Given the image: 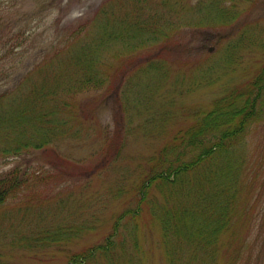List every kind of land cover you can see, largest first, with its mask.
I'll return each mask as SVG.
<instances>
[{
    "label": "trees",
    "instance_id": "trees-1",
    "mask_svg": "<svg viewBox=\"0 0 264 264\" xmlns=\"http://www.w3.org/2000/svg\"><path fill=\"white\" fill-rule=\"evenodd\" d=\"M194 1L106 2L0 92V264L51 251L66 264H150L144 220L160 232L163 264H240L258 248L243 234L250 244L248 178L264 175V25L239 22L255 0ZM36 17L0 36V81L27 53ZM222 28L239 36L200 52L222 42L205 31ZM202 89H216L208 104L190 97ZM99 93L114 112L102 139L79 101ZM66 142L89 143V157L63 154ZM42 150L58 157L53 170L20 159Z\"/></svg>",
    "mask_w": 264,
    "mask_h": 264
},
{
    "label": "rangeland",
    "instance_id": "rangeland-1",
    "mask_svg": "<svg viewBox=\"0 0 264 264\" xmlns=\"http://www.w3.org/2000/svg\"><path fill=\"white\" fill-rule=\"evenodd\" d=\"M116 0H0V36L3 34L8 33L6 37L12 38L14 32L16 30V24L20 21V17L23 18V24L26 23V14L30 17H36L33 22L31 23V28L35 26H39V30L33 35L29 44L25 45V51L27 52L24 54L21 62L13 72L14 74L5 82V80L0 81V92L4 91L5 89L13 87L22 75L28 71L30 68L34 66L36 62H38L44 52H47L50 48L51 42L56 37H63L65 35H69L73 33L79 26H81L84 22L90 23L97 15L100 8L106 2H113ZM194 1V0H193ZM196 1V0H195ZM194 1V2H195ZM258 5L260 10L256 11L252 18L250 19L247 17L241 18L239 22L243 24L244 22L252 21V19H260V17L264 18V0H259ZM261 20V19H260ZM264 24V22H261ZM11 28V30H10ZM237 28H235L236 30ZM240 29V28H239ZM219 32H212V31H205V36L216 39L219 35L222 36L221 43L215 42H208L206 46L200 52H209V48L216 47L214 52H218L219 49L226 46L231 40L232 36L238 34L239 30L232 33L231 37L224 35L229 29L222 28ZM188 32H184L180 34L178 40H182L183 42L188 41ZM238 38V37H237ZM14 45V40L10 41L7 44V52L11 54V47ZM195 45V44H194ZM255 52V51H254ZM261 52V51H257ZM19 53V52H18ZM213 54V53H210ZM259 55V54H255ZM171 60V58L169 59ZM173 61V59H172ZM186 60L183 59V65H179L175 63L176 66L187 68L185 65ZM187 70V69H186ZM238 74H242V71H239ZM2 75H0L1 79ZM96 94V93H94ZM216 94V89H202L198 92H195L190 97L192 98L194 103L203 104V102L208 101L210 97H213ZM97 95H86L81 97L79 101L83 98L85 103L84 113L86 114L87 119L93 125V130L95 131V136L97 138L102 139V132L106 126H110L113 128V110L110 107H105L104 109V100L105 95L99 93L98 96L101 97L100 102H95L94 97ZM99 103H102L103 107L98 109ZM205 104V105H206ZM258 131H264V123L261 124V127ZM256 144H258V140L254 138ZM91 145L87 142L83 143H72L66 142L61 145L60 150L63 154H69L77 160H80L82 157L88 158V154H90ZM140 151H146L144 146H138ZM256 147H254L255 151ZM45 150L32 152L30 154H26L22 156L20 159L24 160L25 162L29 163L31 161L39 162V166H46L47 169L53 170L51 168L52 163L56 161L58 158L55 154H43ZM60 154V160L62 157H66L65 155ZM256 157H263L264 159V147L256 154ZM260 160V161H259ZM261 162V159H255V166ZM19 164V161H18ZM16 161H13L11 164L6 165V170H10L16 166ZM66 165V164H65ZM65 167V166H62ZM67 170V169H66ZM73 177H70L69 180H72ZM263 179H255L253 177L248 178L247 186L250 189V197H252L251 206L253 209L249 211V214L244 215L249 216L252 221L253 230L255 231V235L253 236L252 241L248 244L249 235L248 233H244V237H247V244L250 246L254 241L255 238L259 239L258 248L255 251H248L245 257L242 259L240 264H260L264 262V252L258 254L259 250L263 248L264 243V175L262 176ZM49 184L55 185L56 178L50 180ZM61 184V183H59ZM58 184V185H59ZM57 185V186H58ZM247 194V193H246ZM244 216V217H246ZM148 221L149 218L147 217ZM246 225H243V227ZM145 227V239L146 245H148L149 249V256H150V264H163V256L158 247V241L160 239V232L158 228L155 227L153 229L151 224H147V221L144 220ZM244 229H246L244 227ZM153 230V231H151ZM151 231V232H150ZM104 234L107 231L103 232ZM103 235L98 236L90 241H99L101 240ZM88 244V243H87ZM61 254V255H60ZM21 254L17 255L15 261L18 264H66V254L58 251H51L47 256H20ZM7 258V257H6ZM43 258V259H41Z\"/></svg>",
    "mask_w": 264,
    "mask_h": 264
}]
</instances>
